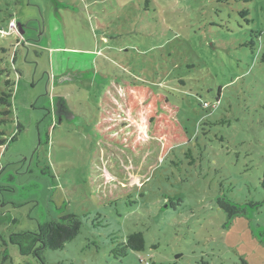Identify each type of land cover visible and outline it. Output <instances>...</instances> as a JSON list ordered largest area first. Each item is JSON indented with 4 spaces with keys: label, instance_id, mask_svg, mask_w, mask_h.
Instances as JSON below:
<instances>
[{
    "label": "rangeland",
    "instance_id": "374dc122",
    "mask_svg": "<svg viewBox=\"0 0 264 264\" xmlns=\"http://www.w3.org/2000/svg\"><path fill=\"white\" fill-rule=\"evenodd\" d=\"M11 19L23 35L0 32V264H264V0H0V30ZM110 74L165 94L189 142L99 206L91 128ZM68 214L81 227L61 249L12 241Z\"/></svg>",
    "mask_w": 264,
    "mask_h": 264
},
{
    "label": "trees",
    "instance_id": "16d2710c",
    "mask_svg": "<svg viewBox=\"0 0 264 264\" xmlns=\"http://www.w3.org/2000/svg\"><path fill=\"white\" fill-rule=\"evenodd\" d=\"M261 60L264 62V53ZM5 84L11 86L13 82L6 79ZM9 97L10 93L2 92L0 104L10 106ZM179 112L176 104L148 83L126 79L118 74H110L106 78L98 96L97 115L91 128L98 152L93 154L90 164L89 192L96 205H110L128 197L131 190L144 183L167 153L189 142ZM20 129L21 124L18 123L17 132ZM4 134L0 130V135ZM16 136L10 141H15ZM5 142V138H0V146ZM261 185L264 188V175ZM220 206L227 211L229 218L245 212L243 207L224 201ZM80 227L79 217L68 214L39 225L35 232L15 234L16 238L12 241L22 253L33 251L39 256L42 249L63 248L79 233ZM144 243L140 231L126 237V245L132 251H142ZM239 264L247 263L242 259Z\"/></svg>",
    "mask_w": 264,
    "mask_h": 264
},
{
    "label": "built area",
    "instance_id": "2783aa9c",
    "mask_svg": "<svg viewBox=\"0 0 264 264\" xmlns=\"http://www.w3.org/2000/svg\"><path fill=\"white\" fill-rule=\"evenodd\" d=\"M12 31H15L17 35L20 34L18 30V26L13 19L9 20L7 30L4 29L0 30L2 35H6L7 33ZM204 105H206V103H204ZM136 256L138 258V261L135 264H148V260L145 257L139 256L138 254Z\"/></svg>",
    "mask_w": 264,
    "mask_h": 264
},
{
    "label": "water",
    "instance_id": "95a60500",
    "mask_svg": "<svg viewBox=\"0 0 264 264\" xmlns=\"http://www.w3.org/2000/svg\"><path fill=\"white\" fill-rule=\"evenodd\" d=\"M17 26H18L19 33L21 34L20 35V38H22V35H23V26L21 25L20 22L17 23Z\"/></svg>",
    "mask_w": 264,
    "mask_h": 264
},
{
    "label": "crops",
    "instance_id": "0c3cea01",
    "mask_svg": "<svg viewBox=\"0 0 264 264\" xmlns=\"http://www.w3.org/2000/svg\"><path fill=\"white\" fill-rule=\"evenodd\" d=\"M23 17V20H25V17L23 15H21Z\"/></svg>",
    "mask_w": 264,
    "mask_h": 264
},
{
    "label": "flooded vegetation",
    "instance_id": "af4514ba",
    "mask_svg": "<svg viewBox=\"0 0 264 264\" xmlns=\"http://www.w3.org/2000/svg\"><path fill=\"white\" fill-rule=\"evenodd\" d=\"M20 37V36H19ZM22 40V39H21Z\"/></svg>",
    "mask_w": 264,
    "mask_h": 264
}]
</instances>
